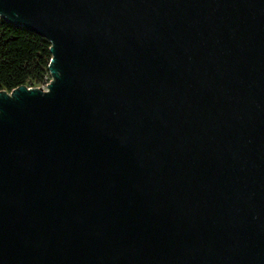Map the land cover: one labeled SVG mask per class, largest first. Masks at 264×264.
Returning a JSON list of instances; mask_svg holds the SVG:
<instances>
[{
	"label": "water",
	"instance_id": "1",
	"mask_svg": "<svg viewBox=\"0 0 264 264\" xmlns=\"http://www.w3.org/2000/svg\"><path fill=\"white\" fill-rule=\"evenodd\" d=\"M50 43L0 91V264H264V0H0Z\"/></svg>",
	"mask_w": 264,
	"mask_h": 264
},
{
	"label": "trees",
	"instance_id": "2",
	"mask_svg": "<svg viewBox=\"0 0 264 264\" xmlns=\"http://www.w3.org/2000/svg\"><path fill=\"white\" fill-rule=\"evenodd\" d=\"M50 43L35 32L0 17V91L48 79Z\"/></svg>",
	"mask_w": 264,
	"mask_h": 264
},
{
	"label": "rangeland",
	"instance_id": "3",
	"mask_svg": "<svg viewBox=\"0 0 264 264\" xmlns=\"http://www.w3.org/2000/svg\"><path fill=\"white\" fill-rule=\"evenodd\" d=\"M50 79H51V75L49 74L46 83L49 82ZM26 86H28V85H26ZM38 86H39V87H44V88H45V82H44L43 84H35V85H33L32 87H38Z\"/></svg>",
	"mask_w": 264,
	"mask_h": 264
},
{
	"label": "built area",
	"instance_id": "4",
	"mask_svg": "<svg viewBox=\"0 0 264 264\" xmlns=\"http://www.w3.org/2000/svg\"><path fill=\"white\" fill-rule=\"evenodd\" d=\"M51 79H52V78H51ZM51 79H50V81H51ZM50 81H49V82H50ZM49 82H47V83L45 82V88H46V85H47ZM38 87H39V86H38ZM28 88H32V86H28ZM43 88H44V87H43ZM45 88H44V89H45ZM7 92H8L9 94L11 93V91H7Z\"/></svg>",
	"mask_w": 264,
	"mask_h": 264
}]
</instances>
